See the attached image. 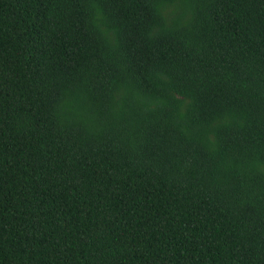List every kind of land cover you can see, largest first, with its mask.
I'll return each instance as SVG.
<instances>
[{
  "label": "trees",
  "instance_id": "trees-1",
  "mask_svg": "<svg viewBox=\"0 0 264 264\" xmlns=\"http://www.w3.org/2000/svg\"><path fill=\"white\" fill-rule=\"evenodd\" d=\"M0 264H264V0H0Z\"/></svg>",
  "mask_w": 264,
  "mask_h": 264
}]
</instances>
